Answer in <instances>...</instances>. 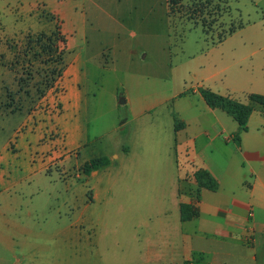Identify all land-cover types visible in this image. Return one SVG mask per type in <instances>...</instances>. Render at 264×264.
Here are the masks:
<instances>
[{
  "label": "rangeland",
  "instance_id": "obj_1",
  "mask_svg": "<svg viewBox=\"0 0 264 264\" xmlns=\"http://www.w3.org/2000/svg\"><path fill=\"white\" fill-rule=\"evenodd\" d=\"M56 1L0 0V107L11 103L13 75L16 92L33 86L27 102L0 114V264H181L188 240L179 232L191 235L194 227L180 225L170 195L172 127L178 106L186 112L198 103L172 94L196 80L222 90L241 66L250 71V58L236 66L232 56L250 47L247 36L264 34V0H212L194 13L199 21L187 16L199 0H179L173 15L168 0H120L117 10L102 4L111 15L98 10L97 24L87 8L64 25ZM239 23L219 43V34ZM56 25L67 60L84 50L81 101L73 69L80 62L73 60L64 78L63 97L55 83L62 45L53 40L48 50L46 38L36 39ZM113 27L118 39L126 34L125 49L97 57ZM99 156L110 163L97 174L82 172Z\"/></svg>",
  "mask_w": 264,
  "mask_h": 264
},
{
  "label": "crops",
  "instance_id": "obj_2",
  "mask_svg": "<svg viewBox=\"0 0 264 264\" xmlns=\"http://www.w3.org/2000/svg\"><path fill=\"white\" fill-rule=\"evenodd\" d=\"M102 4L104 6L114 5L117 10L120 0H58L56 10L64 25L67 16H74L78 12L83 13L88 8L91 11V18L97 24L100 19V16L97 17L96 14L98 10L106 13L107 16L111 15L102 7ZM110 20L117 21L114 18ZM108 30L111 31L109 34L113 33L116 38H112L113 36L107 40L101 38L97 57L105 50H109V54L113 53L112 58H115V51L125 49L127 45L128 39L125 33L121 34L118 39L119 32L115 27ZM2 31L3 28L0 27L1 52L4 47L6 48V43L4 44L1 38ZM63 32L66 34L64 29ZM231 34L233 32L219 40V43L225 42L232 36ZM128 35L133 37L135 32L128 33ZM246 39L248 41L244 44H250V47L233 54L232 63L237 66L250 58L252 61L250 71L241 66L236 78L222 83V90L214 89V92L217 91L216 93L222 95H230L234 98L242 96L245 103H247L245 97L249 93L264 94V34L249 35ZM104 42L108 46H102ZM248 50H250L248 53H242ZM83 51V49L79 50L73 58L81 64H75L73 67L74 80L76 78L75 83L79 90H77V97L80 101L84 93L78 82L84 79L83 71L87 64ZM259 53L261 56H256ZM73 60H67L64 50L60 74L55 82L59 85L58 90L63 97L68 93L64 78L72 71ZM68 62L71 63V69H68ZM12 79L14 94L8 95L11 103L6 104V107H0V114H2L1 111L9 112L14 108L17 109L16 105H19V102H27L32 97L33 86L31 84L16 92L19 83L14 79V75ZM200 88L209 87L206 86L204 80L200 83L196 80L195 83L191 82L187 88L172 94L173 99L189 98L187 102L195 100L198 103L196 109L190 103L186 112L183 107L178 106L177 109L182 114L176 113L177 119L183 123V126L177 130L174 125L172 127L176 151L174 150L175 170L172 168L169 177L173 187L170 195L174 199L178 213L180 202H192L198 208L197 216L191 220L181 221L180 217L178 218L180 225L191 221L194 227L191 235H183L182 231L179 232L181 239L186 237L188 240L186 243L188 252L181 259V264H264V107L253 104V111L247 120L246 130L239 131L237 122L231 116L218 108H210L205 103L199 93ZM24 89L29 91H23ZM52 92L53 87L51 86L45 95ZM174 103L176 105V101ZM79 112L83 115L85 108L81 107ZM236 133L239 136L238 144L234 141ZM198 168H206L216 178L218 182L216 190L197 189L192 173ZM177 169L183 170L184 173L178 175ZM98 170L91 173L97 174ZM93 196H96V190ZM191 252L196 256L192 257Z\"/></svg>",
  "mask_w": 264,
  "mask_h": 264
},
{
  "label": "trees",
  "instance_id": "obj_3",
  "mask_svg": "<svg viewBox=\"0 0 264 264\" xmlns=\"http://www.w3.org/2000/svg\"><path fill=\"white\" fill-rule=\"evenodd\" d=\"M179 0H168V13L173 15L175 13V4H179ZM197 2V3H195ZM193 4L189 7L191 8L193 5L195 6L194 9H192L191 12H187V16L193 20H198L199 18L194 17V13L197 11L199 14L206 11V7H209L212 3V0H204V1H195ZM197 6V7H196ZM189 10V9H188ZM193 12V13H192ZM210 13V12H209ZM208 13V14H209ZM203 27L205 30H207L206 27H209L210 24H205V19H200ZM197 22V21H196ZM242 27V23H239L238 25H230L227 31H224L223 33L219 34V40H221L225 34H229L233 32L236 28ZM42 38H46L45 43L48 50H52V41L59 42L62 47L61 51L59 52L60 55V63L62 60V54L64 52V45H65V36L61 33L59 25H56L54 30L50 31L49 33L40 32L37 34V40L39 41ZM60 74V71H59ZM59 76V75H58ZM199 93L202 96L205 103L210 108H218L222 111H224L227 115L231 116L233 120H235L238 124V130L244 131L246 130L247 120L249 118V115L253 111V104H258L262 107H264V94L259 93H249L246 95L247 103L240 101L237 98H234L230 95H222L219 93L214 92L213 90L209 88H200ZM183 126L182 122L175 121L174 127L175 130H177L179 127ZM234 141L236 144L239 143V136L238 133L234 136ZM110 163V159L106 156H99L96 158H92L85 162L82 167V171L85 174H89L91 171L98 170L99 168L106 166ZM192 179L197 185V189L206 188L209 190H216L218 188V182L216 178L207 170L206 168H198L194 170L192 173ZM198 214V208L197 206L192 203H185L180 202L179 203V217L181 221H187L191 220L192 218L196 217Z\"/></svg>",
  "mask_w": 264,
  "mask_h": 264
}]
</instances>
